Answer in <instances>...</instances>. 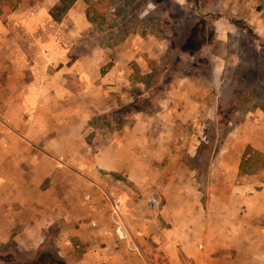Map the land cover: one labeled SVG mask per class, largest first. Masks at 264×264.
I'll return each instance as SVG.
<instances>
[{"label": "crops", "instance_id": "1", "mask_svg": "<svg viewBox=\"0 0 264 264\" xmlns=\"http://www.w3.org/2000/svg\"><path fill=\"white\" fill-rule=\"evenodd\" d=\"M60 1L0 17V247L50 243L66 264H264V139L246 131L231 138L242 120L220 143L202 141V131L190 143L179 135L184 150L170 157L174 86L177 118L196 111L186 108L196 100L184 93L186 78L157 110L128 108L151 71L137 62L151 43L129 32L80 47L91 31L87 12L76 0L57 20L51 10ZM216 1L221 9L210 11L232 5L262 35L264 12L258 19L251 6L264 0ZM226 22H217L220 40ZM204 151L205 177L196 162ZM115 201L140 254L114 232Z\"/></svg>", "mask_w": 264, "mask_h": 264}, {"label": "rangeland", "instance_id": "2", "mask_svg": "<svg viewBox=\"0 0 264 264\" xmlns=\"http://www.w3.org/2000/svg\"><path fill=\"white\" fill-rule=\"evenodd\" d=\"M131 1L136 4L139 0H81L80 5L85 8L87 12L89 22L91 23V31L82 37L79 44L81 45L80 47H84L90 42L94 45H98V42H100V45H111L113 41L116 43V39L126 36L129 32L138 33L137 44H139V42L151 43L152 53H143L139 59L140 61H137L143 65L138 67L148 72L151 69V61L158 60L161 53L165 49L166 40L155 36V34L151 31L152 29L147 28L140 21V17L141 15L143 16L144 11L137 13L132 10L130 6ZM150 1H155L156 3L161 2L162 4L160 8L170 4L168 3V0H149V2ZM215 1L216 0H213L204 9L206 11L213 8L215 10L221 9V5L215 6L217 4V1ZM251 7L253 10L262 11L261 16H259L258 19L263 17L262 13L264 12V6L262 4H253ZM227 10L231 15L237 17H242L243 15V11H233L236 10V7L232 5H229ZM157 14L158 17L162 15L160 11H158ZM260 23L262 24L261 28L264 29V21H260ZM255 27L258 28L257 26ZM220 28L221 31H226L228 36L221 40L222 44H220L219 47V54L210 53L211 50L213 51V49H216L212 44L207 45L203 51L201 50V52H204L203 54L206 55L205 58L200 60V63L205 64V66H207V63L213 65L212 74L210 75L209 73H206L205 75H208L206 78H183L184 81H186V84L183 85V88H185L184 93L190 92L196 98V100L194 99L195 103L189 101V104H187L188 102L185 103L188 105H186V108L189 110L194 109L195 105L196 111L191 120H187L185 122V120L181 121L177 118L176 113L180 111L183 106V104L179 102L176 104L178 96H182V92L179 90V84L174 86L169 92L170 96L168 97L169 103L167 106L171 111H173L174 117L166 119V124L169 127H174L175 133H177V137L175 135L174 140H172L174 141V144L171 145L168 151L170 157H175V154L178 152L181 153L184 150V140L179 138V135L183 133H186V140L188 143H190L193 138L192 135L195 130L198 131V133L201 131L203 132L202 137L204 138L202 141L206 143L214 141L210 139H212L215 135V131H217V127H215L214 122L217 120L218 103L221 95L223 94L227 97H233L235 99L238 97L237 93L241 94V91H243L240 90L239 87L240 84L244 82V77H250L251 73L261 75L262 77L264 76V71L256 73V69H249L250 66L256 67L260 64L264 67V49L259 47L257 42L251 41L250 38L247 37L246 33L240 31L232 23L226 22V24H223ZM259 32L262 33L261 43H264V32ZM213 34L218 35L217 25ZM207 53H209V57H207ZM192 59L194 58L192 57L191 60ZM206 72H208V70H206ZM224 79L227 83L226 87L225 84H223L225 81ZM179 82L181 83V80ZM262 82L264 83V78ZM263 93L264 88L262 90V94ZM241 95L243 96V94ZM259 98H255L250 102L234 100L233 102L225 103L227 109H241V115L238 114V116L240 115L239 117H242L244 120L243 123L236 126L234 131H232L233 133L231 138L239 136L241 131H246L248 133H252L251 135L257 140L264 139V96H260ZM242 128H244V130ZM211 130L213 131V134L211 133ZM215 141L220 143V135L217 134L215 136ZM188 145L189 144H186L187 148ZM213 157L215 156L213 155ZM215 158L209 160L208 164L213 166V163L217 160L213 161ZM196 162H199L198 164L202 169L200 175L205 177V170H208L209 168V166L206 167L207 155L205 151L202 156H199L198 160L196 159ZM188 165L190 166L193 164ZM177 168L178 165L175 164L174 160L172 166L170 167V171L178 170ZM156 207H152V209L154 208L153 210L155 213L158 212V208ZM126 249L132 253H142L133 252L129 250L127 246ZM61 257L62 255L59 254L56 248L50 243L43 246H20L10 244L0 247V264H66L60 260Z\"/></svg>", "mask_w": 264, "mask_h": 264}, {"label": "trees", "instance_id": "3", "mask_svg": "<svg viewBox=\"0 0 264 264\" xmlns=\"http://www.w3.org/2000/svg\"><path fill=\"white\" fill-rule=\"evenodd\" d=\"M37 1L39 0H0V17L6 20L8 15L20 7L33 5ZM75 1L61 0L60 4L52 8V15L57 20H61L63 14ZM168 1L170 4L161 8L162 3L158 1L156 3L155 1L139 0L136 4L132 1L130 3L132 10L137 13L144 11L140 21L147 28H151L155 36L166 40V47L159 59L151 61V71L142 78L143 87L135 90V99L128 105V108L136 111L152 112L157 110L160 101L179 79L206 78L208 77L205 75L206 73L212 74L213 65L207 63L205 66V64L200 63V60L206 55L201 50L203 51L207 45L212 44L217 50L213 49L210 53L219 54V47L222 42L217 34H213L219 19L229 20L240 31L246 33L251 41L257 42L259 47L264 49L261 36L246 20L231 15L228 10L206 11L204 8L213 0ZM158 11L162 14L159 17ZM192 57L194 59L191 60ZM207 57H209V53H207ZM262 66L261 64L256 67L250 66L249 69H256V73H260L264 71ZM244 78V82L239 87L240 90H243L241 91L243 96L237 93L238 97L234 99L221 95L218 103L217 120L214 122L215 127H217L214 136L218 134L222 138L225 133L243 120L242 117H239L241 109H227L226 102H233L234 100L250 102L255 98L264 96V93L262 94L264 76L251 73L250 77ZM223 84L225 87L227 86L226 80ZM238 114L240 115L238 116ZM100 118L104 120L103 117L98 119L100 120ZM211 133L213 134L212 130Z\"/></svg>", "mask_w": 264, "mask_h": 264}, {"label": "built area", "instance_id": "4", "mask_svg": "<svg viewBox=\"0 0 264 264\" xmlns=\"http://www.w3.org/2000/svg\"><path fill=\"white\" fill-rule=\"evenodd\" d=\"M149 202L151 203L152 207H156L158 204V197L151 196L149 198ZM121 209H122L121 201H115L112 203L110 209V218L114 224V232L120 240L126 242V246L129 250L133 252H141L140 245L134 241L131 233L127 229V226L122 218ZM185 264H193V263L191 260H188L185 262Z\"/></svg>", "mask_w": 264, "mask_h": 264}]
</instances>
